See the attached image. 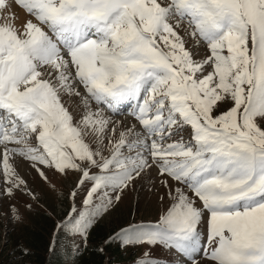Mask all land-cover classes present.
Returning a JSON list of instances; mask_svg holds the SVG:
<instances>
[{"label":"snow or ice","instance_id":"snow-or-ice-1","mask_svg":"<svg viewBox=\"0 0 264 264\" xmlns=\"http://www.w3.org/2000/svg\"><path fill=\"white\" fill-rule=\"evenodd\" d=\"M125 103L134 124L108 115ZM17 157L45 183L77 174L57 227L84 247L155 169L168 206L105 243L147 245L138 264H161L156 246L175 264H264V0H0V198L20 221L17 193L37 194Z\"/></svg>","mask_w":264,"mask_h":264},{"label":"rangeland","instance_id":"rangeland-1","mask_svg":"<svg viewBox=\"0 0 264 264\" xmlns=\"http://www.w3.org/2000/svg\"><path fill=\"white\" fill-rule=\"evenodd\" d=\"M81 91L83 89L81 88ZM65 103L78 119L83 111L80 101L76 97H65ZM95 107V105H93ZM134 105L128 103L126 108L120 109L118 114L108 113L115 121H122L124 125L136 123L130 115ZM139 127V125H137ZM184 139L189 140L190 130L183 133ZM17 170L29 186L36 192L37 199L17 193L14 201L19 209L20 221L9 218L8 207L10 201L0 198V264H33L32 245L36 238L40 241L34 244L38 249L43 246L41 241L51 239L50 252L55 251L61 258V264H82L92 253L96 245L103 251L96 250L93 255L103 259V264H138L145 251H149L147 245H124L120 240L105 243L109 236L118 233L121 228L129 223L154 222L168 206L167 201H161L160 196L164 189L157 182L156 170L150 175L138 179L132 187L121 193V200L108 213L100 217L89 231L87 247L81 243V238L67 229H59L57 225L65 217L71 205L69 193L75 188L77 174L69 173L62 176L52 170L47 172L49 183L41 181L29 164L17 157L14 161ZM54 186V188H53ZM86 188L79 191L76 199L77 206L86 196ZM31 204V208L27 205ZM203 231V229H202ZM47 236V237H46ZM93 246V247H92ZM28 252L25 254L24 250ZM99 249V248H98ZM151 255L158 258L161 264H175L177 257L167 249L156 246L150 249ZM118 259V261H114Z\"/></svg>","mask_w":264,"mask_h":264},{"label":"trees","instance_id":"trees-1","mask_svg":"<svg viewBox=\"0 0 264 264\" xmlns=\"http://www.w3.org/2000/svg\"><path fill=\"white\" fill-rule=\"evenodd\" d=\"M47 237V236H46ZM40 241L39 238H36L32 245V252H34L31 256L33 259V264H61V258L57 257V253L55 251L50 252L49 246L51 245V239L47 237V242L44 243L43 240L41 241V244L43 245L41 249H38L34 244L36 242ZM93 247V246H92ZM100 248L98 245L94 247V249L89 250L90 253L94 254L96 250ZM89 256L87 261H85L82 264H103L102 261L103 259H100L96 257V255ZM118 261V259H114V261ZM80 260L76 261V264H81L79 262Z\"/></svg>","mask_w":264,"mask_h":264},{"label":"bare ground","instance_id":"bare-ground-1","mask_svg":"<svg viewBox=\"0 0 264 264\" xmlns=\"http://www.w3.org/2000/svg\"><path fill=\"white\" fill-rule=\"evenodd\" d=\"M17 11H18V16H19L17 23L22 24L23 21L26 19V14L22 10H17Z\"/></svg>","mask_w":264,"mask_h":264}]
</instances>
